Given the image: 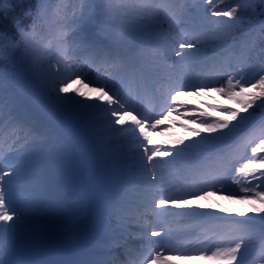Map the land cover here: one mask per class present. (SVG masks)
<instances>
[{
	"label": "snow or ice",
	"instance_id": "1",
	"mask_svg": "<svg viewBox=\"0 0 264 264\" xmlns=\"http://www.w3.org/2000/svg\"><path fill=\"white\" fill-rule=\"evenodd\" d=\"M215 2L216 0H204V12L208 19L227 27H235L239 20L235 15L237 8L219 10L214 6ZM256 2L257 0H245L244 5L238 7H241L242 11L248 9L255 11ZM258 2L264 4V0H258ZM8 7L9 3L0 10ZM167 10V0H139L138 3L131 6L115 4L114 0H103L95 20L86 17L83 11L79 14L72 13L71 32H82L83 26L89 23H112L121 33L131 31L140 34L157 33L171 41V55L158 53L155 56L157 65L159 66L163 62L166 69L163 71L162 81L157 88L162 101V106L158 111L156 109L148 111L143 107L131 106L129 100L122 96L114 86H109L106 83L97 82V86L89 87L81 78L82 74L73 71L75 65L67 63V57L71 54L70 49L65 55L63 68L59 67L62 61L56 60L53 65L52 60L49 59L45 63L44 55L36 54V50L31 48L30 42L36 38V30L40 21L50 11H54L49 0H41L30 30L20 29L18 40L0 33V59H4L3 50L7 48L9 62L17 60L29 62L34 76L40 68L46 67L52 78L51 81L42 83L38 88H29L28 92L34 98L43 101L50 109L67 115L84 113L93 108L99 109L104 113L103 119L108 123L111 132L118 133L123 137H127L128 133H131V137L135 138L133 142L136 147L125 158V163L127 164L129 160L132 162V169L144 179L146 185L144 195L151 198V211L141 214L144 222L138 225L137 230L143 234V237H147L149 245H160L159 249L155 250L149 246L147 254L142 256L139 264H172L173 260L184 259L205 260L208 264H243L250 243V241L246 242L243 236L227 242L220 240L211 249L205 248L200 250L198 256H192L182 247H167V245L175 243L178 237L174 236L173 229L166 227L160 221L162 217L177 215L228 219L227 217H217L214 213L194 210L173 211V209L214 208L215 205L204 204L203 201L216 196L222 190L216 189L215 184L208 182L210 180L218 181L219 176L224 174L231 165L244 182L242 183L241 179L233 181L240 185L239 192L242 195L232 193L226 198L239 200L248 206L246 209L240 210V217H249V214L252 217L251 219L235 220L237 227L231 230L233 232H254L258 217L262 235H264V156L259 155L264 153V119L259 125L260 135L257 140L246 142L245 148L247 150L250 147L251 152L246 162L240 158V161H237L239 166H236L233 163L232 154L225 152L223 148L234 132L248 122L252 115L249 113V109H253L257 105V101H260L259 106L264 108V71L249 82L242 74L243 69L233 74L229 71L232 65L228 63L224 68L222 78L208 80V82H204V79L201 78L193 82L191 76L186 75L182 70V65L200 51V39L197 35H188L186 29L179 27L173 29L172 32H161L163 23H168ZM189 11H194V9H189ZM212 18L217 19L213 21ZM63 19L66 20L67 15ZM168 27L169 29L173 28L170 23ZM260 32L262 34L261 41L264 43V22L260 24ZM252 36V33H248L240 41H235L225 35L220 44L221 54L227 55L234 48L246 47L247 55L250 56L254 46ZM60 39L68 45L70 43L69 32H62ZM81 42L86 47H94L93 42L86 34H82ZM111 63L115 64L116 61L113 60ZM73 84L82 85L88 90L84 91L81 87H73ZM213 92L239 106L225 107L209 104L207 107L221 113L217 117H212L208 112L198 107H190L189 101L184 99L185 94L206 97L211 96ZM49 99H51L50 104L48 103ZM6 108L7 111H5ZM190 111L193 116L188 119L187 123L180 125L188 133L187 137L164 141L154 138L158 132L163 134L164 131L171 130V126L176 122L172 119L174 114L176 119H180ZM242 113L248 115H242ZM166 121L168 127L164 128ZM234 121L236 123H233ZM197 124L198 126H196ZM189 125H193V127H189ZM6 127L11 128L7 134L5 133ZM25 129L27 131L23 136H17V131ZM36 131L32 121L18 118L13 111V106L6 103L3 85L0 83V264H20L14 258L15 243L11 236L13 230L20 227L25 221L26 212L23 208L16 206L11 198V190L15 179L24 173L26 161L15 145L20 140L27 141V137ZM6 135L7 139H5ZM186 140L190 142L186 143ZM165 145H170V147H165ZM195 153H205L207 159L215 157L218 162L216 174L213 175L209 171L200 172L197 177H194L190 191L183 188L177 189L172 184L164 188L162 181L166 166L175 167L180 161ZM169 157L171 160L167 159ZM253 180L258 183L253 184ZM200 182L205 183L207 187H198ZM161 192L165 194L160 195ZM124 210V206L117 201L109 205L105 212L109 216H122ZM221 211L232 213V210L227 208H222ZM241 225L243 227H240ZM124 230L127 231V227ZM152 237L160 239L152 240ZM123 238L121 235L120 239ZM117 246L122 247V245ZM261 255L264 256V245L261 247ZM6 256L7 258H5ZM93 264H116V262L114 260H97Z\"/></svg>",
	"mask_w": 264,
	"mask_h": 264
},
{
	"label": "rangeland",
	"instance_id": "2",
	"mask_svg": "<svg viewBox=\"0 0 264 264\" xmlns=\"http://www.w3.org/2000/svg\"><path fill=\"white\" fill-rule=\"evenodd\" d=\"M185 2V4H184ZM168 10H167V18L168 23H171L173 28L169 29L168 26H165L163 21V29L160 31H168L172 32L173 29L179 27L181 29H186L188 35H197L200 39V51L195 55V57L187 59L182 65V70L186 75L191 76L193 82H196L198 79L203 78L204 82H208V80L212 79H220L224 75V68L228 63H231L232 67L229 71L235 72L243 69V75L245 78L251 82V78L245 73V62L243 60H238L233 53H229L227 55H222V49L220 48L221 40L225 35H228L224 32L226 25L218 24L210 21L207 16H205L204 12V0H167ZM189 9H194V11H189ZM226 10H229L226 9ZM178 14V15H175ZM93 15V14H92ZM217 18H212L214 21ZM226 19V18H222ZM72 26L68 29H65L70 34V43L67 45L71 50V54L67 57V63L75 65L73 71L78 74H82L81 78L84 80L85 84H88L89 87L97 86V82L106 83L109 86H114L117 91L121 93L126 99L129 100L131 106L140 108L143 105H146V110L151 111L153 109L159 110V107L162 106V101L160 99L159 92L157 88L162 81L163 71L166 70L163 62L158 66L156 63L155 56L158 53H166L171 55V41L163 38L162 35L154 33L156 35V39L159 43L154 47L151 51V59H152V69L158 70L160 73V77L150 75V78L145 76L144 74H137L129 76L124 70L119 73H114V68L110 71V75L108 78H101L98 75H95V72L92 71L90 73L89 70L84 69L85 59L89 57L88 52H81L79 49H73L74 44V32H71ZM51 44V43H50ZM103 47H106L103 45ZM69 49L67 52H69ZM73 50V51H72ZM104 54H107V48L101 49ZM37 55H44L45 63L47 60H52L53 65L56 60L62 61L59 67L63 68V61L65 60V55H55L53 48L51 45L42 44L40 53H36ZM83 54V56H81ZM102 58L97 59V65L101 62ZM146 66V64H145ZM118 71L119 69L116 68ZM156 70V71H157ZM47 72V68L44 71ZM51 76L45 79L46 81H51ZM135 85V86H134ZM142 86V87H141ZM73 87H81L82 90L87 91V88H83L82 85L73 84ZM134 87V88H133ZM185 100L189 101L190 107H198L206 112H208L212 117H217L221 115L220 112L213 111L211 108L207 107L209 104H216L225 107H238V104H234L232 101L228 100L224 96L213 92L211 96L206 97H196V96H188L185 94ZM43 102V101H42ZM48 103H51V99H49ZM47 116L49 118H42V116H36V118H30L34 127L36 128V132L27 137V141L20 140L19 143L15 145V147L19 148L22 158L26 161L25 171L24 173L15 179V182L12 186L11 190V198L16 204L17 207L23 208L26 212L25 221L18 227L13 230L12 240L15 243L14 250V258L17 259L20 264L21 258L18 252L20 249L24 251H28L31 249H36L38 247H50L54 241L55 236L58 237H73L80 234L84 226L82 224L85 223L88 219L87 209H88V201L84 205H81L80 199L76 196L69 199L67 207L64 210V220L68 221L67 226L62 229L54 228L55 220L53 217L55 213H57L58 206H54L55 203L60 202L63 198H58L55 202L53 201L54 192H49L47 189V193L49 196L45 197L42 195V190L46 186L45 181L42 182L44 177L37 176L40 173H36V171H40L39 165L43 161L42 159L45 157L46 153L51 152V165L49 166L48 162H45L46 169L54 168L55 165V174H50V176L45 175L48 182L51 181V175L54 177H58L57 181H52L51 186L54 185L56 187H60L64 185L62 189L74 191L79 187L76 191L78 195H81V189L85 188L84 185L81 186V181L77 182L80 177L83 176L84 172L80 165L77 163L78 159L76 154L69 153L67 157H63V159L58 161L57 153L53 151H46V146L42 145L40 142L43 141V134L48 132L47 129L50 130L49 140H48V149H53V144L56 143L57 135L59 134V130H63L69 134V138H76L75 133L77 130L80 131L82 125L91 127L92 130L90 134L86 137H91L89 140H94L89 143L96 145V143H100L101 148L104 149L107 157L110 158L113 167H116V170H120V178L122 182H128L129 186L124 187L128 192L122 193L121 197H123L122 205L126 212L122 213V216H114L112 217V222L104 223L105 228H109L113 236L116 237L115 248L120 250L119 256L113 258L115 262L121 259L122 264H139V261L142 259L143 255L147 254V247L144 244L147 243V237H143V234L137 230V227L140 223L144 222V218L141 217V214L144 212L151 211V198L150 196L144 195L145 190V182L143 177L135 170L132 169V162L125 163V158L128 156L130 151L136 147L134 144V137H131V133H128L127 137H123L118 133L111 132L109 130L108 123L103 119L104 113H102L99 109L93 108L89 109L84 113H75L73 120H64L61 119L68 116L67 114L58 113L50 108H46ZM183 111V110H181ZM197 115L199 113H196ZM64 115V117L62 116ZM193 116V113L190 111L184 117L180 119H176L175 114L172 119L175 120V124L171 126L170 131H164L163 134L158 132L155 135L156 140L164 141L169 139H175L180 137H187L188 133L185 131L183 127H180L181 124L187 123L188 119ZM23 118V117H21ZM24 119V118H23ZM235 123V122H233ZM71 125L72 128L65 130L64 125ZM198 126V124L196 125ZM118 127V126H117ZM164 128L168 127V122H165ZM189 127H193V125H189ZM240 127L234 132L232 136L237 134ZM11 131L10 127H7L5 133ZM27 130L17 131V136H23ZM237 132V133H236ZM60 135V134H59ZM7 135L5 139H7ZM198 139V138H193ZM76 142H79L77 139ZM186 142H190L187 141ZM6 148V145H4ZM79 147V145H78ZM165 147H170V145H165ZM45 148V150H43ZM75 150L71 148L70 150ZM46 151V152H45ZM250 149H242L241 157L244 162L251 155ZM75 153V152H74ZM91 158V157H90ZM171 160V158H167ZM114 161H118L117 164ZM41 162V163H40ZM186 162V160H182L175 167L168 165L166 166V170L163 173L164 180L162 181L164 188H167L169 184L175 185L177 189L183 188L186 191L192 190L193 178L191 176L187 179L183 177V174H179L178 168L181 164ZM59 163V166L56 167V164ZM85 164L84 169L87 170L86 164L88 161L83 162ZM41 165V166H42ZM236 166H239L236 165ZM80 167L79 169H76ZM43 168V166H42ZM218 168V164H216L213 171ZM115 169V168H114ZM91 171V167L88 169ZM34 172L37 176H33ZM197 172V171H196ZM213 174V175H215ZM159 175V173H158ZM33 176V177H31ZM189 176V175H188ZM236 177V173L232 167H229L228 170L219 176V180H210L209 184H215L216 189H221L222 191L218 192V194L209 200L203 201L204 204L215 205L214 208L207 209H185V210H177L173 209V211H197V212H207L214 213L217 217H236L243 219H251V214L249 217H240L239 212L242 209H246L248 206L244 203H241L239 200H230L226 197L232 193H242L239 192L240 186L234 185L232 179ZM87 181V180H86ZM84 186V187H83ZM83 187V188H82ZM198 187H207V185L203 182L198 184ZM62 192V191H61ZM164 192H161L160 195H164ZM102 197H108L109 194L107 191L102 192ZM130 207H132L130 209ZM84 208V209H82ZM96 209V207H94ZM93 208V209H94ZM222 208L231 209L232 213H224L221 211ZM94 209V210H95ZM98 209V213H99ZM81 211H85L86 213L82 215L80 218V222H74L73 220L78 217ZM95 210L94 213H96ZM258 218H256L257 220ZM161 223H163L166 227L172 226L173 224L184 225L182 227V231H175V237H178V240L173 243L167 245V247H181L183 243L190 242L191 248L186 251L192 256H198L200 250L205 248L211 249L212 246L219 242L220 240L232 241L239 238L244 232H233L231 229L237 227L236 225H222V220L218 219H209L204 217H195V216H166L161 218ZM221 222V223H220ZM94 230H88L83 235V243L81 246H87L89 244H94V246L103 249V244L100 242L103 237V229L95 227L94 224L91 223ZM125 227H127V231H125ZM241 227V226H240ZM55 230V231H54ZM206 234V235H205ZM123 235V239H120V236ZM48 237L46 242L44 237ZM51 236V237H50ZM143 237V239H142ZM159 238V237H152ZM7 243V239H6ZM117 245H122V247H118ZM81 246H79L81 248ZM160 245L158 244L153 249H159ZM79 248V249H80ZM77 251H75L76 253ZM167 255V253H166ZM250 255L249 251L243 260V264H264V256L260 255L259 257H248ZM7 258V256L5 257ZM250 259V260H248ZM75 263V262H74ZM73 263V264H74ZM172 264H208L205 260L200 259H184V260H173Z\"/></svg>",
	"mask_w": 264,
	"mask_h": 264
},
{
	"label": "trees",
	"instance_id": "3",
	"mask_svg": "<svg viewBox=\"0 0 264 264\" xmlns=\"http://www.w3.org/2000/svg\"><path fill=\"white\" fill-rule=\"evenodd\" d=\"M94 1L96 0H49L54 11H50L38 24L36 38L30 42L31 48L35 49L36 53H40L42 44L44 45L51 43L54 45V47H56L53 51L56 53H63L62 46L64 43L61 41L60 35L61 32H63V29L68 27L69 24H72L73 26L72 13L75 12L79 14L81 11H83L86 17H90L91 19L95 20V10L93 8ZM40 2L41 0H0V8L6 7L9 3V7L7 9L0 10V33L7 34L9 37L18 40L20 38V29H24L25 31L30 30ZM97 2L101 8L103 0H97ZM138 2L139 0H114L115 4H128L130 6ZM244 3L245 0H216L214 6L219 10H226L228 8L231 10L233 7L237 8L235 15L239 18V20L236 22L235 27H225L224 32L228 34L227 36L231 37L235 41H240L248 33L253 34L252 39L254 40V46L250 56L247 55L246 47L234 48L231 53H233V55L238 60H243L245 62V66L247 65L245 68V73H247L251 80H254L259 74L262 73V71H264V43L261 41L262 34L260 32V24L264 22V4H260L257 0L254 5L255 11H252L251 9L242 11L241 7L238 6L244 5ZM65 9H67V12H65ZM65 15H67L66 20L63 19ZM92 24L93 23L85 24L83 26L82 32H75L73 39L75 41V48L86 47L81 42V36L82 34H86L90 38L92 35ZM103 26L108 33L114 36V38L120 40L125 47L134 48L138 54V57H140V59H142L147 64L151 70V73H156V70L151 69L150 67L152 66V59L150 56L154 47L161 46H157L159 43L154 33L140 34L134 31L121 33L117 30L115 24L105 23ZM8 55L9 50L5 48L3 50L4 59H0V83L3 85L6 103H9L13 106V111L19 118L23 117L27 120H29L28 117L36 118V116L49 118V116L46 114V108L49 107H47L41 100L31 96L28 92L29 88H38L42 83L45 82V79L50 76L48 72H44L46 67L40 68L36 73V76H34L29 62L20 60L9 62ZM259 105L260 101H257V105H255L253 109H249V113L252 115L249 117L248 122H246L244 125L249 124L257 117H264V108H261ZM6 110L7 108L5 111ZM74 114L68 115L63 119L73 120ZM64 115L62 116L64 117ZM242 115L248 114L242 113ZM91 130V127L82 125L80 131L77 130L75 135L77 137H86L90 134ZM47 131L48 132H45L46 149L49 148V135L47 133H49L50 130L47 129ZM45 134H43L44 139ZM259 135L260 132L258 127L256 131L251 134V137L245 139V141L239 145V147L231 152L234 164L238 165L237 161H239L241 150L242 148H245L246 142L249 140H257ZM259 155L264 156V153ZM184 160H186V162H184L182 166L178 168V172L183 175H189V177H193L194 174H197L195 172L196 167L205 166V171H209V167L218 163L217 161L213 162L212 160L207 159L206 154L204 153H195ZM90 163L88 162V164H86L88 169ZM114 163L117 164L118 161H114ZM97 166L98 164L95 163L94 168ZM229 167L232 166L230 165ZM114 168V170L117 169L116 167ZM209 172H211V170ZM36 173L41 172L37 170ZM36 173L34 172V175H36ZM114 173L115 180H113V182L120 183L121 186L119 188L129 186L128 182H119V175L121 173L120 170H116ZM257 175H259V173H257ZM236 179H241V182H244L243 178L239 177L237 174L236 177L232 179V182ZM255 183H258V181L253 180V184ZM233 184L240 186L234 182ZM112 188H115L114 184H112ZM248 241H250L249 245L252 247L249 249V251L255 250L253 249L255 247L260 249V247L264 245V235H262V229L259 227L255 229L254 232L248 234L246 242Z\"/></svg>",
	"mask_w": 264,
	"mask_h": 264
},
{
	"label": "bare ground",
	"instance_id": "4",
	"mask_svg": "<svg viewBox=\"0 0 264 264\" xmlns=\"http://www.w3.org/2000/svg\"><path fill=\"white\" fill-rule=\"evenodd\" d=\"M182 227L184 228V225H180V224H173L172 226H170L171 229L174 230V235H175V231H179L181 232L182 231ZM160 238H153L152 240H159ZM158 244H153V245H149L148 243L145 244V246L148 248L149 246H151L152 248H154L155 246H157ZM181 247L184 249V250H187V249H190L191 248V243L190 242H185L181 245Z\"/></svg>",
	"mask_w": 264,
	"mask_h": 264
}]
</instances>
